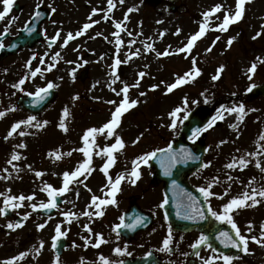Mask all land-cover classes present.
Returning a JSON list of instances; mask_svg holds the SVG:
<instances>
[{"label":"rangeland","instance_id":"1","mask_svg":"<svg viewBox=\"0 0 264 264\" xmlns=\"http://www.w3.org/2000/svg\"><path fill=\"white\" fill-rule=\"evenodd\" d=\"M20 1L24 4L29 2V0ZM65 3L67 5L63 7L62 1L52 22H58L59 17L62 16V23L66 22V18L77 19V23L74 29L72 27L74 24L63 26L61 29L63 33L73 32L75 29L79 31L85 23H91L92 20L98 21V23L87 29L81 35L80 40L71 44L69 49L58 52L60 55L56 60L53 57L57 52L50 49L51 56L46 55L45 45L39 46L34 51L20 52L17 57L0 60V72L9 71L15 60L16 63L19 62L15 68L18 70L22 67V71L20 75H17V80L23 75L26 68H32L34 64L41 66L44 72L47 71L49 64H55L57 69L52 73L55 76L57 73L59 75V77H55V82L58 80V84L63 86L62 91L66 90L63 95H67V99H73V101L56 102L48 110V116L44 119L47 123L43 127L29 126L26 132L27 126L22 125L7 140L5 137L11 130V126L13 123L21 121V118H16V114L10 112H6V115L0 118V143L2 144L0 145V193H4L5 196L21 194L25 197L33 196L30 201L27 199L23 202L17 201V203H21V206L13 210L23 217L29 213L30 215L22 227L16 228L14 249L7 247L9 251L4 252L6 248L0 247L1 259L8 261L21 252H25L27 255L22 260L15 261L14 264H53L57 258L53 252V237L56 235L57 224L61 225V231L64 228V232H68L71 242L76 241L82 246L89 247L85 241L86 236H77L73 229L68 231L63 226V224H84L83 222L102 224L94 220L92 215L82 214L86 208L82 201L76 200L75 189L66 196L67 202L55 218L36 215L31 205L47 203L50 197L43 189L46 184L57 188L56 170L62 175L64 173V169L61 168L63 165L74 168L82 160L88 158L80 151L85 147L82 137L88 129L86 125L95 123L97 126V123L102 119L108 118L107 114L113 112L116 105L109 103L106 109V104L103 102L105 99L102 101L100 98L109 97L108 101L114 100L118 105L123 98V93L117 95L112 89L115 88L117 92H120L125 83L132 86L139 81L138 86L130 87L128 93L130 100L136 99L138 104L134 109H130L122 125H119L120 128L118 127L116 130V134L124 138L133 123L142 132L145 143L150 142L153 145L168 142L178 132L181 120L192 107L209 106L214 117L218 111H222L221 105L227 108L243 104L245 112L242 119L238 118L239 113L224 112L221 126L213 130L207 129L203 134L206 135L205 138L210 147L220 148V156L224 154L225 159L233 160L243 157L248 160V165H256L258 189L264 187V171L261 170L264 168V141L260 140L259 134L264 133V119L254 127L256 132L252 131L250 122L252 110H256L258 113L262 112L264 116V103H262L264 97L253 98L247 91L252 84H264V63L257 60V58L264 60V34L253 39L257 32H264V27H262L264 26V0H250L249 3H246L243 18L231 24L229 29L223 32L217 29V25L222 23L226 12L234 14L236 0H184V4L177 5L175 11L171 9L172 0H123V3H120V0H114L115 7L111 12L107 11L108 0H65ZM218 3L223 6L222 10L209 18L205 36L194 43L191 51L177 53L176 50L184 47L188 39L199 30L200 24L204 20L203 13ZM3 7V0H0V11L3 10ZM77 7L79 12L75 14L68 10ZM129 8L134 10L128 12ZM27 9L31 11V7H27ZM93 9H97L94 15L92 14ZM126 13L128 19L124 20ZM105 15L108 16V19H104ZM27 16L28 14L23 15L14 24L10 23L8 15L5 16L0 19V32L7 27L14 35ZM116 22H122L124 29L120 31L122 44L119 51H117L115 43L116 37L113 35L118 31L115 28ZM178 29L180 30L179 34H177ZM129 32L132 33L131 36L128 35ZM98 33L99 35H97ZM162 33L163 35H161ZM218 36L220 39L216 41L215 46L211 51H206ZM231 37L235 39L229 46L228 40ZM131 41L135 42L130 43ZM149 44L152 45V49L146 47ZM137 50H139L137 55H131ZM166 50L170 53L169 55H157V53H164ZM117 58L121 63L114 71L113 65ZM193 59L196 61V66L201 69V74L168 93L166 91L168 84L173 83L177 76H182L193 70ZM29 61H31V65L26 66ZM253 62L257 63L255 74L248 72ZM79 64L80 66L82 64L89 65L91 75L89 73L83 83L80 80L78 82L73 80L69 85L70 80L73 79V72ZM221 65L224 67L220 78L213 80L212 77ZM141 72L145 73L143 78L139 76ZM5 75L6 73L2 72L0 80L5 78ZM250 75L252 76L251 80L249 79ZM8 76L12 78L10 73ZM230 84H234L233 89L228 88ZM152 85L159 87L153 90ZM141 93L144 95H140ZM77 95L79 98L74 99ZM60 97L61 95L58 100L61 99ZM185 98L188 101L187 105L183 103ZM158 100L161 102V109L157 110L159 115L156 116L157 112L155 115L157 118L153 120L158 121L159 124L151 125L148 128L143 121H148L150 117L144 115L143 117L142 114L151 112V107L149 112L146 110L152 104L157 106ZM1 102H4V99L0 98ZM65 107L69 109V115L66 118L63 116ZM158 107H160L159 104ZM176 107H181L182 111L177 117V127L171 128L170 131L168 127L172 117L169 113ZM43 116L44 113L38 116L37 121L42 123ZM61 120H64L68 129L66 132L59 127ZM233 125L235 126L233 127ZM90 127L94 126L90 125ZM20 132L25 134L21 136ZM104 136L105 134H102L100 138L103 139L100 140L98 135L99 139L97 140L102 149L115 141V136L111 138ZM21 143L26 145L23 148L25 152L22 148L17 147ZM90 143H92L91 140ZM9 148L19 149L15 152H23L20 157H23L24 154L25 160L31 165L26 166L23 160L13 161L12 164H9L8 160L13 154V151L11 154L8 152ZM92 148H97V144L94 143ZM69 152L71 155H67ZM57 153L61 155L60 159L56 158ZM99 153L101 154L97 155L96 159L104 158L105 153L101 151ZM252 153H256V155H251ZM222 159L224 158L222 157ZM257 161L260 162V167H257ZM17 167L19 171H17ZM4 169H8V171L5 172ZM37 172H42L43 175L37 176ZM228 195L227 193L225 196L228 197ZM257 199L261 200V203L251 206L253 215L251 220L256 226L248 220L245 223L236 221L238 226L251 224V232L248 231V228L242 230L249 238L254 235L261 238V224H264V197L257 196ZM3 200L4 197L0 196L2 204ZM64 212L75 213L74 220L71 219L69 223V218L62 215ZM39 224H45V227L40 229L37 227ZM154 235L158 237L157 233ZM41 242H43L42 248ZM173 244L174 242L171 243V245ZM108 245L112 257H116L117 253L114 249L122 246L117 237L113 236ZM248 248L247 253L240 258L233 259L231 264H264V246L249 239ZM63 259L64 257L59 259V264ZM220 264H224L222 259Z\"/></svg>","mask_w":264,"mask_h":264},{"label":"snow or ice","instance_id":"2","mask_svg":"<svg viewBox=\"0 0 264 264\" xmlns=\"http://www.w3.org/2000/svg\"><path fill=\"white\" fill-rule=\"evenodd\" d=\"M41 2H42V0H41ZM249 2H250V0H236L234 14L226 12L224 17H223L222 23L217 25V29L219 31H222V32L227 31L231 24L241 20L243 18L244 12H245V5H246V3H249ZM120 3H123V0H120ZM13 4H14V0H3L4 7H3V10L0 11V19H3L10 12V10L13 7ZM39 7H40V5L38 4L37 9H39ZM114 7H115L114 0H108L107 11L111 12ZM222 7L223 6L218 3L214 7H212L209 11L204 12L203 13L204 20L200 24L199 30L188 39V42L184 47L177 49L176 52L177 53H184L186 51H191V49L194 46V43L197 40H199L200 38H202L203 36H205L206 31L208 29L209 18L213 14L220 12L222 10ZM133 10H134L133 8H129L128 12H132ZM51 11L55 12V9L52 8ZM96 11H97V9H93L92 14L94 15L96 13ZM41 15H42V13L40 11H36L34 13V17L37 19ZM13 19H15V18H13ZM89 19H91V17H89ZM104 19H108V16L105 15ZM127 19H128V15L126 13L124 16V20H127ZM95 23H98V21L92 20L91 23H85L83 25V28L80 31H77L75 33V35L72 32L67 33V36L63 41V45L67 46L69 41L75 39L76 37L83 35L84 32L87 31V29L91 28L93 26V24H95ZM262 27H264V26H262ZM115 28L118 31L114 32L113 35L116 37L115 43H116L117 51H119V48L122 44V41L120 39V31L124 30L122 28V22H116ZM25 30L28 31L29 33H31L33 31V29L31 27H28L27 25L25 26ZM179 31L180 30L178 29L177 34H179ZM7 32H8V28L6 27L5 33H7ZM262 34H264V32H257L256 36L253 37V39L260 37ZM97 35H99V33ZM128 35L131 36L132 33L129 32ZM161 35H163V33ZM59 36H60V33L57 32L56 35L53 36L51 39L53 41H55L59 38ZM219 39H220L219 36L216 37V40L213 41V44L211 46H209V48L206 49V51H211L212 47L215 46L216 41ZM234 39H235L234 37L229 38V40H228L229 46H231ZM134 42L135 41H131L130 43H134ZM14 46L15 45H13V47ZM0 47H3L2 43H0ZM146 47L148 49H152V45H150V44L146 45ZM138 52H139V50H137L136 53H132L131 55H137ZM169 54L170 53L167 50L164 53H157L158 56L159 55H169ZM59 55H60L59 53H56L55 56L53 57V59L56 60V58L59 57ZM33 59H35V57H33ZM257 60L260 63H264V60H261L260 58H257ZM125 62H127V61H125ZM41 63H43V60H41ZM120 63H121V61L117 58L115 61V64L113 65V68L115 69ZM30 64H31V61H29L28 65H26V66H30ZM53 67H55V64H49L46 70L50 71ZM223 67H224L223 65L220 66V68L217 70V73L212 77L213 80H217L220 78V74L223 71ZM256 70H257V63L253 62L251 67L248 69V72L251 74H255ZM37 73H42L41 68L37 67L34 71L31 72V76L35 77L37 75ZM200 74H201V69L196 66V61H195V59H193V70L184 73L182 76H177V78L175 79V81L173 83L167 85L166 91L168 93H171L177 87H179L185 83H188L189 79H194L196 76H199ZM144 75H145L144 72L139 73L140 78H143ZM27 79H28L27 76H25L24 78H21L18 81V83L13 85V87L23 91L22 85L25 84ZM249 79L250 80L252 79L251 75L249 76ZM138 84H139V81H137L136 85H132V86L125 83L120 92H117V90L115 88L112 89V91L116 92L117 95H120L121 93H123V98L120 100L118 105H117V102L114 100L108 101V103L116 105L114 111L112 112L111 119L108 122H106L105 124H103L99 128L91 127L85 131V133L82 137L84 144H85V147L81 148L80 151L83 152L85 154V156L88 158L85 159L84 162L82 164H80L71 173H69L67 171L63 173V186L61 188L57 189V188L53 187L51 184H46L44 186L43 190L47 192L50 199L47 201V203L41 202L39 205L32 204L31 207L34 211L37 209V207L43 208V209L56 208L57 207V203H56L57 196L63 195L66 191H68L69 183L74 181V180H77L81 175H84L85 173L90 174L92 172L93 169L90 167L91 155H92L91 149H92L94 141H95V135L96 134H104L105 132L107 133V137H109V138L115 136V142L114 143H112L110 146H105L103 149H101V152L105 153L107 155V161L103 165L102 171L106 175H108L110 167H112L115 163V159H116L115 153L125 147V142H124L122 137H120L119 135L116 134V129L121 124V119H122V116L124 115V113H126L127 111H129L131 108H133L134 106H136L138 104V100H136V99L130 100L129 95H128L130 87H136V86H138ZM55 87H57L56 84H54L53 82H48L45 87H40L36 90L35 93L30 92V93H28V95L34 97V99L32 101L33 104H39L46 99V97L50 94V91ZM151 87L154 90V89L158 88L159 86L158 85H152ZM255 87H256V85L252 84L249 86L247 91L251 92ZM140 95H144V93H141ZM78 98H79L78 95L74 97V99H78ZM183 103H184V105H187L188 101L186 98L184 99ZM221 109H222V111H218L217 115L214 116L212 118V120H210L204 126V128H200V127L194 128L192 130V135L189 137V139L195 140L202 132L213 127V125L215 124V122L217 120L224 119V112L239 113L240 114V116L238 117L239 119L243 118V114L245 112V106L243 104H240L239 106H236V107H227V108L224 105H221ZM181 111H182L181 107H176L172 112L169 113V115L172 117V121L169 125L170 128L175 129L177 127V117H178V114L181 113ZM5 115H6V113L4 111H0V118L4 117ZM68 115H69V109L67 107H65L63 109V116L66 118ZM187 119H188V116L185 115L183 117V120H187ZM183 120H181V123L183 122ZM46 123H47V121H44L43 123H41V122L37 121L36 116L30 115L24 120L13 123V125L11 126V130L8 132L5 139L7 140L9 137L13 136V134L16 133L17 130L20 129L22 125L34 126L37 128H41ZM234 126L235 125H233V127ZM59 127L61 129H63L65 132L68 130L66 125H65L64 120H61ZM24 134H25L24 132H20L21 136H23ZM142 135L143 134L141 133V136L137 137V139H136V141H134V143L139 142ZM90 138L92 139V143H90ZM260 140L264 141V133H261ZM221 143H224V141H221ZM17 147L24 148V147H26V145L21 143ZM157 153L160 154L159 157L157 156ZM100 154L101 153H97V155H100ZM67 155H71V152L67 153ZM251 155H256V153H252ZM56 158L60 159L61 155L59 153H57ZM154 158L159 159L161 167L164 169V174L167 176L172 175V169L175 168L177 164L187 163L189 160H199L200 159V157L194 155L190 149L182 148L179 152H176V151H173L171 144H169L166 149H163V148L156 149L154 151L144 153L143 155L134 159L132 161V165H133L132 169H131L130 173L128 174L127 179H129L132 184H135L141 178V170H140L141 165H149V162ZM19 159H21L19 153L13 152V154L11 155V158L8 160V163L12 164L13 161H17ZM210 163L211 162H208L207 164H204L202 166L208 167L210 165ZM247 164H248V160L244 159L243 157H241L239 159V165L241 168L245 167ZM227 167L228 168L236 167V162L234 161L232 163H229L227 165ZM257 167H260L259 161H257ZM261 170L264 171V168H262ZM4 171L7 172L8 169H4ZM17 171H19L18 167H17ZM36 175L41 176V175H43V173L37 172ZM125 179H126V177L123 174L118 175L115 178V180H113L112 177L110 175H108V185L110 186V190L107 192V198L102 199L100 197L93 196L92 200H91V204L89 205V207H94L95 209H97V211H95L94 213H89L88 211H85L82 214L85 216H89V215L103 216L104 212L101 211L100 209L102 208V206L115 205L117 203L115 197H116L117 193L120 191V185H121L122 181H124ZM229 179H232V178L229 177ZM218 182H219L218 178H213V180L211 182H209L206 186L200 187L199 191L203 194L205 200H208L210 197L216 195V193L211 191V188L213 187L214 183H218ZM176 183H177L176 180H172V184L174 186H176ZM85 187H87V186L85 185ZM224 194L226 195L227 191H225ZM0 196L4 197V200H3L4 207H0V215H6L7 211L9 209H16V208L20 207L21 203H17V201L23 202L26 199L29 201L33 199V196L25 197L23 194H21L19 196H14V195L5 196L4 193H0ZM257 196L264 197V187H261L259 189H253L251 193L244 192L242 194V197L232 198L228 203H225L223 205V211L222 212L214 211L211 208V206L209 205L207 211L209 213H211V216L214 217L217 221L226 222L227 224L231 225V228L235 231V236L238 237V239L233 238V236L228 231L219 232L217 239H219L221 241V243L225 244L226 247L231 246V247L238 248V249L242 248L244 252H247L249 239L252 242H255L257 244L264 246V224H261V238H258L257 236H251L249 238V237H246L245 235L241 234V231H240L238 225L236 224V222L234 221V218L232 215L234 210L239 209L241 207L255 206V205L260 204L261 200L257 199ZM249 201H251V204L248 203ZM167 202H168L167 199H165L164 204H166ZM161 206H163V205H161ZM177 210H178L177 214L180 215L181 218H183V219L204 220L207 218L205 215V210H204L203 206L199 205V202L197 201L196 197L190 193L187 194V203L183 204V205L178 203L177 204ZM29 215H30V213L26 214L24 219L27 220ZM62 215L69 218V223L71 222V218L76 216V214L72 213V212H64V213H62ZM143 222H144V218L142 216H136L131 223H125V217L121 216L120 217V223L115 225L114 231L117 232V237H119V230L121 228L135 230L136 227L138 225L142 224ZM7 227L10 229L11 228H20V227H22V224L20 222H16V223L10 222V223H8ZM37 227L40 229H43L45 227V224H39ZM85 228H87L88 231L91 232V228H89L87 225H85ZM248 231L249 232L252 231L251 224H249ZM55 232H56V235L53 237V241H54L53 248L56 247L55 241H58L61 237L66 235V232L61 231V225H59V224L56 225ZM85 239L87 241L88 238H85ZM105 242L106 241H105L103 235L99 234L98 239H97L94 246L99 247L100 244L105 243ZM171 243H172V235H171V230H169V234H168L167 238H165L163 240V247H162L161 251H171V247H170ZM201 245H207L209 248L212 249L213 252H216V249L209 242V237L205 234H201L200 237L196 240V242L191 245V247L193 249H198L199 246H201ZM42 247H43V242H41V248ZM114 251L117 254H123V252H124V250H122L120 247L115 248ZM37 252H39V249H37ZM26 255H27V253L21 252L18 256L12 257L8 261H6L5 264H14L15 261L22 260ZM128 255H131V253H128ZM149 255H151V253H149ZM185 255H187V254H185ZM195 255L199 256L200 255L199 251H196ZM221 259L223 260L224 264H231L234 257H232L230 255L221 254L218 256L210 257L209 259L204 261V264H212L213 260H221ZM100 260L103 261V264H110V261L107 258H105L103 255L100 256ZM54 264H59V257L56 258V261L54 262ZM117 264H124V261L123 260L118 261Z\"/></svg>","mask_w":264,"mask_h":264},{"label":"flooded vegetation","instance_id":"3","mask_svg":"<svg viewBox=\"0 0 264 264\" xmlns=\"http://www.w3.org/2000/svg\"><path fill=\"white\" fill-rule=\"evenodd\" d=\"M46 2L43 4L47 9L51 11L52 8L55 9V12H52L56 15V11L58 10L59 6L61 5L62 1L63 4L65 3V0H45ZM34 2L32 0H29V2L26 3V6L22 4L21 6V12L16 13L15 16L11 18V23L14 24L17 22L19 18L26 12V14H30V11L27 9V7H34ZM74 12H78L77 9H75ZM15 18V19H13ZM60 22V21H59ZM49 21H45L43 24H45V28L47 29L46 33L51 36L56 35L57 32H59L60 24L54 25L50 23L51 25L47 24ZM61 35L59 38L53 43H50V40L47 39L42 41L44 45H48L51 48H55L56 46H59L60 48L63 47V43L61 41ZM75 39L72 40L74 42ZM40 43V44H41ZM51 44V45H50ZM44 52H46V55H50V50L45 48ZM52 64V63H51ZM39 67V65L36 64L35 69ZM42 70V73H37L35 77L31 76V72L33 71L32 68H26L23 72V75L20 76L19 80L21 78H24L25 76L28 77L25 84L22 85L23 91L20 89L14 88L13 85L18 83L19 80H17L16 76L13 73V77L9 80H6L7 78H2L0 80V98L4 99V102H7L9 104H12L13 106H16L19 99L28 96V93H33L34 89L37 88L39 85H43L47 83L44 82H55L56 78L59 77L58 73L55 74L52 73V71L55 70V67H53L50 71L44 72V69L42 67H39ZM15 71V67H11ZM22 71V67H20L16 73L17 75H20ZM2 72L6 71H1ZM12 73V72H11ZM30 83V85H29ZM7 107H9L7 105ZM136 158H125L117 161L114 165L113 171L110 174V176L114 175H121L123 174L126 179L122 181L120 185V196L118 198L119 202L113 207L114 213L116 217H118V220H120V217L123 216L125 213H129L131 210L137 212L139 211L140 215L144 214L146 212L151 213L154 216L155 222L152 224L150 229L147 231L139 232L137 235H135L127 245L125 255L126 258H133L136 257V254H143L146 251H153V252H159L161 251L162 247L160 246V237H157L155 235H151V233H155L158 228L168 227V223H161L157 221V217H160V202L157 198L158 190L160 191L161 184L156 183L153 180L152 170L146 167V165H141V178L135 183L132 184L129 179H127L128 174L130 173L132 169V161ZM112 214V213H111ZM8 223H14L15 218L10 217L7 218ZM112 223L111 221L106 222L104 225H97L94 226L95 229L98 230H105L109 229L112 231L115 225L119 224ZM8 225V224H7ZM7 225H2L0 223V247L6 248L4 252L9 251V248L13 245V237L12 235L15 233L16 228H8ZM81 226H78L77 231L80 235L87 234L84 230H79ZM86 229V228H85ZM173 239L178 241L179 239L182 240V242L178 243L175 247H171V251H165V253L162 255L164 260L161 262L163 264H167L169 262L176 263L179 262V264H182L184 261H187V264H190L194 261L196 264H201V261L203 258H205V255L209 256H218L220 253L213 252L211 248H209L207 245H201L198 249H193L191 245L196 242V240L200 237L202 234L201 232L195 230L188 233H181V232H173ZM11 251V250H10ZM104 251L106 252V247L104 246ZM199 251L200 255L196 256L195 252ZM10 253V252H9ZM128 253H131V255H128ZM187 254V255H185ZM166 256V258H165ZM107 255L105 256V258ZM124 257V256H123ZM86 262H91V264H103V261L100 259H97L96 255L85 256ZM168 258L170 260H168ZM7 260L4 261V264Z\"/></svg>","mask_w":264,"mask_h":264},{"label":"water","instance_id":"4","mask_svg":"<svg viewBox=\"0 0 264 264\" xmlns=\"http://www.w3.org/2000/svg\"><path fill=\"white\" fill-rule=\"evenodd\" d=\"M37 26H38V22L33 25H30L29 27H31L33 29V31L31 33H29L28 31L24 30L20 33V36L16 39V43H14L13 45H15L14 47L8 49L9 51L13 50L15 51L17 48L19 47H23L25 45L26 42H29L31 45L33 43H35L36 39L38 38L37 34H35L36 30H37ZM24 35L26 37H24ZM24 37V38H23ZM3 38V37H2ZM264 93V88H258L255 90V93ZM33 101V99H32ZM42 103V102H41ZM40 103V104H41ZM203 109L202 108H197L195 110H193L189 115H188V119L185 120V126L183 127V132H182V136L180 138V140H182L180 143L186 142V138L189 135H192V130L194 128L197 127H202L205 122L208 119V116H204L203 115ZM200 159L202 157V152L200 154ZM199 164H191L190 167H188V170L186 173H190L193 169L197 168ZM181 173H179L180 175ZM171 178H173V176H170ZM181 180H184V175L182 174L180 176ZM169 208V207H168ZM51 209H44L41 211V213L43 214H49L51 213ZM168 217L170 218V220L172 221V223L177 224V225H192L195 224L193 223L194 221H189L188 219H183L181 218L180 215L176 214L174 215L173 213L170 212V214L168 215ZM203 223V222H202ZM63 244V243H62ZM60 245V242H58V245ZM56 246V249H58V247ZM221 246V245H220ZM223 249L228 250V248L223 247Z\"/></svg>","mask_w":264,"mask_h":264}]
</instances>
